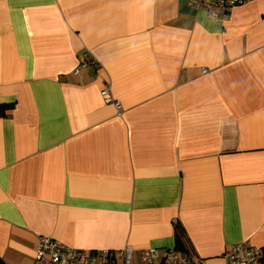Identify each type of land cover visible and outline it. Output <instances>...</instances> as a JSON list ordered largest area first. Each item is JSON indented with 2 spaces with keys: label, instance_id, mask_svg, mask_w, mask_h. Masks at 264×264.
<instances>
[{
  "label": "crops",
  "instance_id": "0c3cea01",
  "mask_svg": "<svg viewBox=\"0 0 264 264\" xmlns=\"http://www.w3.org/2000/svg\"><path fill=\"white\" fill-rule=\"evenodd\" d=\"M187 1L0 0L6 264L41 236L134 262L264 251V0L224 22Z\"/></svg>",
  "mask_w": 264,
  "mask_h": 264
},
{
  "label": "built area",
  "instance_id": "2783aa9c",
  "mask_svg": "<svg viewBox=\"0 0 264 264\" xmlns=\"http://www.w3.org/2000/svg\"><path fill=\"white\" fill-rule=\"evenodd\" d=\"M248 0H188L187 4L202 9L219 22H224L235 6ZM206 72V70H203ZM104 101H111L108 90H101ZM119 106L118 101H114ZM133 248L126 245L119 251L108 249L89 250L68 246L53 237L41 236L35 247V257L31 264H204L199 257L194 258L188 251L167 248L160 252L147 247L140 250L137 262L132 259ZM262 249L247 241L233 244L223 253L224 264H257Z\"/></svg>",
  "mask_w": 264,
  "mask_h": 264
},
{
  "label": "trees",
  "instance_id": "16d2710c",
  "mask_svg": "<svg viewBox=\"0 0 264 264\" xmlns=\"http://www.w3.org/2000/svg\"><path fill=\"white\" fill-rule=\"evenodd\" d=\"M10 106H11L10 104L0 105V114L3 113L4 108H8ZM175 227H176V236L179 238V235H180L182 228H181L179 223H176ZM181 250H184V249H181ZM0 264H6V262L3 260V258L1 256H0ZM258 264H264V251H262V254H261V257L259 258Z\"/></svg>",
  "mask_w": 264,
  "mask_h": 264
}]
</instances>
